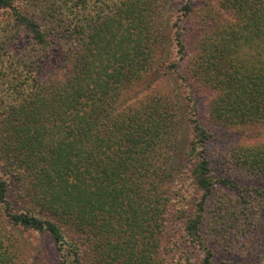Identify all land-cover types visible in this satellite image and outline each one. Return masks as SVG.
I'll return each mask as SVG.
<instances>
[{
    "label": "trees",
    "instance_id": "1",
    "mask_svg": "<svg viewBox=\"0 0 264 264\" xmlns=\"http://www.w3.org/2000/svg\"><path fill=\"white\" fill-rule=\"evenodd\" d=\"M169 1L0 0V264L25 251L5 226L47 235L60 264H230L204 242L207 200L244 189L264 218V142L213 175L197 108L264 129V0H218L194 28L197 0L172 22ZM171 77L180 99L151 95Z\"/></svg>",
    "mask_w": 264,
    "mask_h": 264
},
{
    "label": "rangeland",
    "instance_id": "2",
    "mask_svg": "<svg viewBox=\"0 0 264 264\" xmlns=\"http://www.w3.org/2000/svg\"><path fill=\"white\" fill-rule=\"evenodd\" d=\"M183 1H169L166 6V15L170 22L179 15V8ZM193 12L194 14L190 18L192 23L188 22V26L192 28L196 24L202 23L201 16L206 13L212 15L225 14L218 4V0H197L194 3ZM196 55V47L195 49H193L192 45L188 47L187 59L181 62L179 66V71L182 74L192 73ZM172 77L170 80H159L153 86L151 95L157 93L172 94L174 97L178 95L180 99L179 95L183 94V92L178 81H175ZM206 101L207 98L203 101H198L197 108L199 118L211 132L207 151L214 166L213 175L217 177L225 174L232 176L234 168L226 171L225 166L229 164V158L234 149L263 143L264 129L245 130L234 128L224 130L220 127H214L212 121L207 119ZM179 135L180 140H182L183 134ZM9 179L11 193L13 194L11 198L14 199L16 182L10 177ZM239 180L241 179L235 177L233 183H239V187H241L245 182L241 183ZM241 196H247V205L242 203V201L240 202ZM253 200L250 195L248 197L244 189L232 190L225 186L216 190L207 200L202 224L203 239L218 261L226 260L230 264H264V218L259 217L260 213L257 211ZM0 220L2 219L0 218ZM5 228L7 230L6 233L11 234L25 248L24 254L21 255L22 264H60V258L47 235H29L9 226H5Z\"/></svg>",
    "mask_w": 264,
    "mask_h": 264
}]
</instances>
